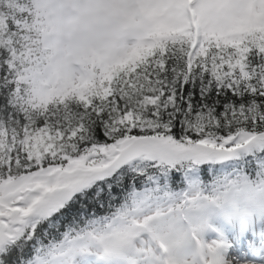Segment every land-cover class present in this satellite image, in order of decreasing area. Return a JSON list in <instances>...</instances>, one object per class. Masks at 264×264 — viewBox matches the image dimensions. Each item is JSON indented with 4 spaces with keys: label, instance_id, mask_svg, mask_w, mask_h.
I'll use <instances>...</instances> for the list:
<instances>
[{
    "label": "snow or ice",
    "instance_id": "snow-or-ice-1",
    "mask_svg": "<svg viewBox=\"0 0 264 264\" xmlns=\"http://www.w3.org/2000/svg\"><path fill=\"white\" fill-rule=\"evenodd\" d=\"M0 264H264V0H0Z\"/></svg>",
    "mask_w": 264,
    "mask_h": 264
}]
</instances>
